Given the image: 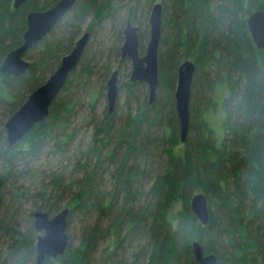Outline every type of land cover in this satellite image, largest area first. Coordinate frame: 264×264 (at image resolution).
Returning a JSON list of instances; mask_svg holds the SVG:
<instances>
[{"label": "trees", "instance_id": "16d2710c", "mask_svg": "<svg viewBox=\"0 0 264 264\" xmlns=\"http://www.w3.org/2000/svg\"><path fill=\"white\" fill-rule=\"evenodd\" d=\"M57 1L41 4L39 0H28L15 8L13 0H0V65L10 50L22 43L27 13L44 10ZM111 1L78 0L72 8L69 36L48 40L47 35L33 45L32 48L41 46L40 58L22 75L0 71V104L8 106L9 116L24 102L18 92L26 90L25 96L41 85L46 80V70L53 71L61 57L72 50L79 35L77 23L94 8V23L106 18ZM169 2L168 16L163 13L168 28L162 27L159 85L154 102L135 113L129 111L119 127L114 111L107 113L105 120L96 124L94 144L85 154L86 173L71 200L68 221L71 215L90 212H96L98 220L84 229L78 246L72 248L68 243L63 255L47 258L42 264H130L123 256L117 257L116 249L110 253L105 250L101 259H96L99 240L111 236L117 246L129 239L141 242L131 264L146 255V264H199L193 253L194 240L203 243L206 254H216L218 264H264V49L255 45L247 25L253 11L264 9V0ZM144 50L140 43V52ZM190 57L197 67L189 136L182 143L174 93L178 67L182 59ZM85 59L83 54L78 67L83 64L86 68L82 72L88 73L90 65ZM127 84L129 89L141 85ZM210 88L223 95L221 136L204 117L208 110L213 115L217 111L209 108L216 104L208 95ZM68 106L67 100L58 97L48 117L11 146L3 127L0 188L6 178L14 175L19 158L37 155L51 139L56 140V149L67 144L58 140L56 128ZM198 113L203 116L201 120L199 116L195 118ZM123 147L125 151L120 155ZM105 148L107 152H103ZM109 161H117V166L114 186L105 190L101 177ZM150 179L153 183L146 191ZM60 181L61 178L55 180L56 185ZM199 191L208 199L207 224H202L191 208V198ZM53 197L58 194H49L39 209L55 213L58 208ZM106 217L111 219V225L105 227L102 223ZM0 218V232L11 234L12 239L5 258L0 253V264H27L36 259L33 238L38 232L33 214L27 232L10 224L9 219Z\"/></svg>", "mask_w": 264, "mask_h": 264}, {"label": "rangeland", "instance_id": "374dc122", "mask_svg": "<svg viewBox=\"0 0 264 264\" xmlns=\"http://www.w3.org/2000/svg\"><path fill=\"white\" fill-rule=\"evenodd\" d=\"M97 1L102 3L105 0ZM141 1L112 0L108 7V13L106 12V18L97 20L94 23L93 13L96 12H94V8L82 22L77 23L79 25V35L75 39V42L84 32H90V38L84 51L86 55L84 61L89 63L90 67L88 68V73L87 71H84V73L82 70L85 66L82 67V64L78 67L77 65L75 74H70L71 76H69L70 81H67L65 85L66 89L61 91L57 96L60 100H67L69 103L66 114L63 113L59 117V127L56 128V133L59 135L58 140L61 139L67 144L56 149V140L51 139L44 144L37 155L28 154L25 158H19L15 164L13 171L14 175L9 177V179L6 178L3 182V186L0 188V217L9 219L10 224L17 226L20 231L27 232L30 226L31 214H33L34 222L35 211L41 210L39 207L43 203L44 198L48 197L49 194H58V197H53V201H56L57 211H60L64 207L71 208L70 205L73 204L71 200L79 190L78 182L86 173V168L83 167V164L86 162L85 154L94 144L95 134H97L96 124L103 122L108 113L107 80L112 71H119V92L114 109V119L117 123V127L123 124L129 111L135 113L140 111L145 105H150L148 102L149 90L146 83L141 84L139 87H135V89L132 87V89L128 88L129 86L127 83L130 82L132 63L131 60L122 57L120 48L125 40L124 29L129 20L132 24L139 27V41L142 36L143 39L140 43L144 44V49L146 50L150 37L149 16L153 5L156 2H161L164 5L166 4V13L164 11V16H168L170 2L169 0H148L146 3V0ZM39 2L41 4L50 3L52 0H39ZM71 9L50 31L47 37L48 40L60 39L63 36L70 35L72 26L69 22H71V18L74 15V11ZM164 16L163 26L168 28ZM118 32L122 33L120 37ZM162 46L161 40L160 49ZM40 47V45L34 48L31 47L28 54H25V59L30 61V63L39 60ZM145 50L142 55L145 53ZM190 59L195 62L194 58L190 57ZM88 60L90 61L88 62ZM184 60L182 59V61ZM57 67L53 71L50 69L46 70V80ZM25 91L26 90L21 89L18 92V94H22L25 98L24 101L30 94L26 92L24 96ZM208 92V95H212L214 101H216V104L209 108H217V111L216 114L213 115L211 111L208 110L205 112L204 117L212 123V127L216 134L221 136V117L223 114L221 113L220 103L223 95L220 92H213L211 88ZM7 109L8 106L6 104H0V131L3 127L5 128V123L10 117L7 113ZM198 114L199 115L196 114L195 118L199 116L201 120L203 116L201 113ZM67 140L68 142H66ZM2 146L3 142L0 141V148ZM182 146L183 145L177 147V149L180 150ZM124 151L125 148L123 147L120 155H122ZM103 152H107V148H105ZM118 158L119 155H116V159ZM116 162L109 161V163L104 164L107 165V169L101 177V186L105 190H111L114 186L113 175L117 166ZM155 174L156 172L152 173V175ZM2 175L3 166L0 161V180L3 178ZM60 178V183L56 185L55 180ZM152 183L153 180L151 179L147 182L145 185L146 191ZM53 214L51 213V215ZM81 215V213L74 216L71 215L67 224L66 231L69 236L68 243L72 245V248L80 244L84 229L87 226L95 224L98 220V214L96 212H90L88 215ZM110 221L111 219L108 217L104 218L102 223L103 226L106 227L107 225H111ZM114 238L115 237L111 236L99 240V250L96 259L100 260L105 250L110 253L112 250L116 249L118 252L117 257L123 256L127 263L131 264V262L134 261V255L141 249V242L138 239H129L117 246L115 245ZM33 239L36 246L37 236ZM11 240V234L0 232V253L4 256L3 258H5L8 253L9 244L12 242ZM201 244L203 246V243ZM148 256L149 255L141 257L137 264H146ZM27 264H36V259L28 261Z\"/></svg>", "mask_w": 264, "mask_h": 264}, {"label": "water", "instance_id": "95a60500", "mask_svg": "<svg viewBox=\"0 0 264 264\" xmlns=\"http://www.w3.org/2000/svg\"><path fill=\"white\" fill-rule=\"evenodd\" d=\"M28 0H13L15 8ZM78 0H58L44 10H30L27 13V28L23 33L20 45L10 50L4 57L0 71L5 74L20 76L30 67V61L25 59L26 52L47 36L54 26L75 5ZM150 37L145 53L140 54L139 27L127 21L124 29L125 40L121 47L122 56L131 59V81L144 82L148 85L149 104L156 98L159 85V49L163 25V3L156 2L149 16ZM247 25L255 45L264 49V9L253 11L247 19ZM90 32H84L75 42L70 52L65 54L57 69L48 79L30 92L27 99L8 118L5 132L8 144L11 146L22 138L39 122L45 120L50 108L66 85L74 68L79 64ZM196 64L191 59L182 61L177 70V84L174 93L175 108L180 122V139L186 142L191 121L190 103L192 84ZM118 70L112 71L107 81L108 112L114 111L118 92ZM192 211L202 224L210 220L208 199L205 193L196 192L191 198ZM69 207L51 215L47 210H37L34 213V227L38 232L36 242V264H42L47 258H57L62 255L69 242L67 234ZM193 253L199 264H218L214 253L206 254L199 240L192 242Z\"/></svg>", "mask_w": 264, "mask_h": 264}, {"label": "flooded vegetation", "instance_id": "af4514ba", "mask_svg": "<svg viewBox=\"0 0 264 264\" xmlns=\"http://www.w3.org/2000/svg\"><path fill=\"white\" fill-rule=\"evenodd\" d=\"M163 13H164V4H163ZM132 23V22H131ZM162 27H163V25H162ZM160 42H161V40H160ZM140 49V48H139ZM140 54L142 55V53L140 52ZM121 55H122V53H121ZM123 58H127V59H129V60H131L128 56H122ZM119 72V71H118ZM130 76H131V73H130ZM109 79V78H108ZM118 79H119V75H118ZM108 81V80H107ZM130 82L131 83H139V84H143L144 82H138V81H131V78H130ZM193 83H194V79H193ZM118 85H119V81H118ZM193 85V84H192ZM118 99V98H117ZM109 113V112H108ZM112 113V112H111ZM111 113H109V114H111ZM31 131V130H30ZM29 131V132H30Z\"/></svg>", "mask_w": 264, "mask_h": 264}]
</instances>
